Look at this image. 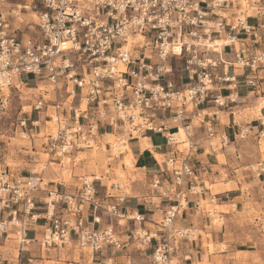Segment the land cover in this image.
<instances>
[{
    "label": "built area",
    "instance_id": "obj_1",
    "mask_svg": "<svg viewBox=\"0 0 264 264\" xmlns=\"http://www.w3.org/2000/svg\"><path fill=\"white\" fill-rule=\"evenodd\" d=\"M11 3L0 0V90L21 91L22 85H29L24 75L47 82L52 97L37 84L39 94L31 106L55 125L47 135L49 157L40 171L24 174L0 164V247L10 245L17 251L12 255L1 249L0 264H33L51 249L67 245L90 249L93 255L108 249L123 252L126 244L113 221L141 223L144 216L123 212L124 196L103 205L95 184L101 175L79 176L77 192H68L59 189L64 181H50L46 173L53 162L93 149L106 129L129 137L160 133L168 145L178 146L182 142L174 135L182 125L189 136L188 150L177 148L164 159L174 181L164 188L161 176L152 175V188L177 201L155 228L140 226L132 233L142 247L153 249L149 264H175L183 243L202 235L197 227L174 225L189 205L186 178L196 176L190 162L194 120L204 123V106L209 104L221 108L242 103L240 75L264 100V50L254 49L261 36L249 21L264 18V0H36L38 36L19 35V27L11 22L17 16ZM216 39L228 42L216 49L211 45ZM173 58L181 60L180 69ZM8 97L1 94L0 102L4 105ZM208 116L218 119V110ZM27 121L21 120V127ZM260 122L262 137L264 106ZM232 124H238L237 118ZM208 127L213 136V125ZM248 134L243 129L236 137ZM228 141L221 135L220 144ZM112 157L117 156L109 160ZM260 166L254 172L264 195V163ZM33 225L42 227L41 235L31 231ZM103 264H115L113 257L107 256Z\"/></svg>",
    "mask_w": 264,
    "mask_h": 264
},
{
    "label": "crops",
    "instance_id": "obj_2",
    "mask_svg": "<svg viewBox=\"0 0 264 264\" xmlns=\"http://www.w3.org/2000/svg\"><path fill=\"white\" fill-rule=\"evenodd\" d=\"M251 20L257 21V24L250 23L257 27L259 35L261 36V44L256 45L254 49L264 50V27H261L264 25V18L252 17L249 21ZM232 56V54H229L227 58L231 59ZM231 72L236 75L241 73L237 68H231ZM175 78L179 79L178 73L175 75ZM244 78L242 75L238 76L239 82L242 83L240 87V93L243 97L242 103H228V106L221 108H216L209 104L208 106H204L206 111V115L203 118L204 123L199 122L196 124L194 120V131L190 138L192 144L190 162L196 168V176L186 178L184 188L188 194L189 205L175 220V227H197L205 235L208 232L207 228L212 225L209 224L211 218H207L210 213L203 209L202 204L204 200H207L211 205L229 206L231 208L235 206V210L239 213L245 210L246 202L249 199V192L244 189V183L246 182L235 174L236 158L234 160L231 159L228 153L229 148L243 141V139L236 137V134L238 135L243 129L249 131V137L252 135L254 137H260L258 133L262 129L260 122L261 108L258 103L263 98L258 94H253L251 89L243 84ZM29 84L31 83L29 82ZM261 88L264 90V81L261 84ZM222 92L224 95L228 93L226 89ZM217 110L219 114L218 119L212 120L208 115ZM233 117L237 118V125L232 124ZM27 119L31 125V128L28 130L32 134L34 132L38 133V128L40 130L42 129L41 119ZM32 121L38 122V125L33 126ZM210 124L213 125V130L215 131L213 136L209 135L208 125ZM172 130L177 131L174 126ZM179 130H182L181 127ZM106 133H120L121 137H126V134L122 131L106 129L97 138L95 147L101 148L103 146L102 137L106 138L104 136ZM221 135L227 136L229 140L227 144H221V154L225 157V160H228L229 164L219 160L218 156L221 154L218 153L217 143H214L215 140H219L220 142ZM178 139L181 140L183 137L178 136ZM121 141L126 142L130 149L116 155L117 157H112L111 160H109L111 155L109 153L107 167L108 170L112 169V172L101 175L100 180L95 181L98 187V196L102 200L103 205L116 202L119 196H124L126 201L121 204L120 209L129 215L140 214L144 216L145 220L141 223L128 219H121L119 223L114 220L113 224L116 226L121 239L125 241L126 249L123 252L108 249L100 253H95L92 255L94 260L93 264H103V260L107 256L113 257L115 264H149L153 249L142 247L138 241L132 238V233L134 229L140 226L150 230L155 228L157 223L164 217L167 208L177 201L174 196L169 198L162 197L158 190L152 188V175L154 173L161 176L164 188L174 181L166 169L164 159L172 152H177V146L168 145L163 135L154 132H149L145 136L140 137L128 136V138ZM179 142L183 144V141ZM110 145L111 142L109 141L105 144V149L109 147V152L111 151ZM113 149L115 151L114 144ZM83 152H85L86 156L79 157L78 154ZM79 153L74 152V155L68 157L69 159L66 163L63 159L53 162L46 173L50 181L62 180L65 182L64 186L59 187L61 191L77 192L79 176L91 175L94 177L97 175V172L103 171L104 169L102 167L99 169L100 163L105 167V161H99V159L94 157L96 153L94 148L82 150ZM158 156L163 159L160 160ZM64 169H68V172H65ZM115 170L122 172L125 179L122 176H118ZM221 170L227 171L229 176L226 175L224 177ZM111 181H116L117 183L112 182L110 186ZM122 181L124 182L122 183ZM207 183H210L209 187H207ZM115 185L118 187H114ZM51 186L55 187L57 185L51 184ZM191 187H194L196 191L191 192ZM214 187L216 188L215 193H213ZM212 198H215L214 201H212ZM87 210L90 213L91 207H88ZM230 213L228 210L226 214ZM103 219L105 224L109 222V219L104 214ZM31 231L33 233L36 232L37 235H41L42 227L33 225ZM203 235L194 242L183 243L175 255V264H203L205 262L207 264H220L218 260H221L222 264H240V260L236 257L237 254L249 253L252 259L254 254H257V251L253 249L240 248L238 245L235 246L236 241L226 237L216 239L217 243H226V249L217 251L215 255L210 254L208 248L204 246L205 238ZM240 242V239H237V244H241ZM56 251L58 249H51L44 254V258L34 259L33 264H45V257H51ZM252 264L256 263L252 262Z\"/></svg>",
    "mask_w": 264,
    "mask_h": 264
},
{
    "label": "rangeland",
    "instance_id": "obj_3",
    "mask_svg": "<svg viewBox=\"0 0 264 264\" xmlns=\"http://www.w3.org/2000/svg\"><path fill=\"white\" fill-rule=\"evenodd\" d=\"M11 6L14 9V12L17 16L11 18V22H14L17 27H19V35L22 34H31L33 36H38L36 30V23L38 22L39 6L36 4V0H10ZM31 9H26L27 7ZM37 6V8H36ZM253 12H251L252 14ZM255 14V13H253ZM250 22L257 24L256 20H251ZM173 63L176 68H181L182 62L177 58H173ZM24 80H28L31 84L22 85L21 91L12 90L11 93H7L9 97L6 100V103L3 105L0 102V164L5 165L7 168L14 170L19 173H28L32 169L40 171L43 167L44 162L48 159L49 155L47 154L46 142L48 141L47 135L54 130V122L46 123L48 118L45 115L39 116L37 112L32 110V104L34 103L36 97L39 94V89H33L37 84H40L43 89H46L50 92V95L47 97H52V87L48 85L47 82L41 81L42 79H37L34 75H24ZM40 87V88H41ZM262 101L258 103L262 107ZM32 113V114H31ZM51 113V111L49 112ZM258 115V113H257ZM43 117V118H42ZM32 118L33 120L41 119V127L38 128V133H29L28 129L31 128L30 122L27 121L26 127H21L20 122L23 119ZM195 123L198 124L199 120L195 119ZM40 127V126H38ZM185 133V131L183 130ZM182 132V135H184ZM117 134V135H116ZM106 133L102 137L101 148L94 147L96 153L95 158L99 161H105V167L102 166V163L99 165V169L104 168L103 171L97 172V176L105 175V173L110 174L112 169L108 171L107 167V157L109 153L115 155L114 149L110 152L109 147L105 149V144L107 141L111 142L113 146V141L116 139L123 140L128 138L121 137L120 133ZM180 135V134H179ZM120 136V137H118ZM185 137V135H184ZM178 141H183V144L177 146L178 149L182 151H187L189 147V137L184 138ZM218 141V142H217ZM218 149V153L221 154L222 146L219 140L214 142ZM120 147H118L119 149ZM122 148H125L124 146ZM229 157L234 160H237L235 163V174H237L243 181L245 190L249 195V199L246 202L245 210L240 211L239 213L235 210V206L223 207L217 205H211L207 200L203 201V209L207 210L209 217L211 218L212 225L207 228L210 235L207 237L204 236V246L208 248L209 253L214 254L217 251L226 249V243H217L216 239L218 238H228L232 239L235 242V246L240 248L253 249L257 251V254H254L253 259L250 257L249 253H239L237 254V259L240 260V264H264V195L261 191L260 179L255 175L254 169L260 168L261 163H264V136L254 137L253 135L249 137L247 135L243 141H240L229 148ZM88 152V151H86ZM74 155V154H72ZM78 156H86L85 152L79 153ZM37 158L33 162V158ZM94 158L92 156H89ZM219 160L223 163H228V160H225V157L221 154L218 156ZM158 158L161 160L163 158ZM68 157H63L64 162L68 161ZM229 159V158H228ZM228 166V165H227ZM34 167V168H33ZM57 167V165H56ZM237 169V170H236ZM65 172H68V169H64ZM224 177L229 176L227 171L221 170ZM118 176H122L125 179V176L122 172L116 171ZM122 173V174H121ZM121 174V175H120ZM93 179L91 175H86ZM47 177V175H46ZM47 179H49L47 177ZM264 179V176L261 178ZM117 183L116 181H111V183ZM124 181H122L123 183ZM207 187L210 186V183L206 184ZM199 189V188H197ZM213 193H215L216 188H213ZM230 211V214H226L227 211ZM223 211V213H222ZM234 211V212H232ZM207 213V212H206ZM33 233H30L32 236ZM237 239H240L241 244H237ZM3 249L5 252L16 255L17 251L14 247L10 245L6 247H0V250ZM38 253L37 250H33ZM93 253L90 249H80L72 245H67L62 249H58L51 257H45V264H93ZM252 260V261H251ZM176 262V261H175ZM218 263L222 264L221 260H218ZM207 264V262L203 263Z\"/></svg>",
    "mask_w": 264,
    "mask_h": 264
},
{
    "label": "bare ground",
    "instance_id": "obj_4",
    "mask_svg": "<svg viewBox=\"0 0 264 264\" xmlns=\"http://www.w3.org/2000/svg\"><path fill=\"white\" fill-rule=\"evenodd\" d=\"M26 9H31V8L30 7H27ZM139 40L140 41H143V37L140 36L139 37ZM224 42H228V41H224L223 39H216L215 41L211 42V45L213 47H215L216 49H220L221 47H219L218 45H222ZM237 45H238V43H237ZM33 89H36V88H33ZM8 92L9 91L7 89L6 90L5 89L4 90H0V95L3 94V93H8ZM261 101L263 102L262 103V107H263L264 106V100L262 99ZM262 107H260V108H262ZM180 127H181L182 130L177 131L174 136L178 139V136L184 137V135H185V138H186L187 137V130H186V128L183 127L182 125H180ZM183 130L185 131V133L183 132ZM182 132H183L184 135H182ZM113 144H114L115 153H116L115 155H119L120 153L125 152L126 150H129L130 149L129 146H128V144L126 142H122L120 139H116V141H113ZM123 146L125 148H122ZM118 147H120V148L118 149Z\"/></svg>",
    "mask_w": 264,
    "mask_h": 264
}]
</instances>
